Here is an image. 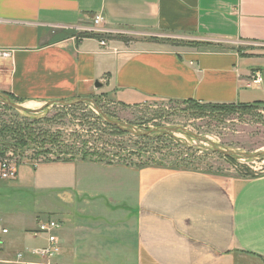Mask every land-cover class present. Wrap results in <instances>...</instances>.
Instances as JSON below:
<instances>
[{
    "label": "crops",
    "instance_id": "obj_1",
    "mask_svg": "<svg viewBox=\"0 0 264 264\" xmlns=\"http://www.w3.org/2000/svg\"><path fill=\"white\" fill-rule=\"evenodd\" d=\"M96 15L104 29L141 38L81 37ZM171 38L214 46L163 41ZM0 94L31 109L79 98L264 102V0H0ZM32 166L52 175L26 182L18 167L17 186L86 203L79 219L59 216L61 252L52 264H264V174L93 161ZM3 217V254L15 257L21 242L23 251L46 245L32 235L42 219Z\"/></svg>",
    "mask_w": 264,
    "mask_h": 264
},
{
    "label": "rangeland",
    "instance_id": "obj_2",
    "mask_svg": "<svg viewBox=\"0 0 264 264\" xmlns=\"http://www.w3.org/2000/svg\"><path fill=\"white\" fill-rule=\"evenodd\" d=\"M103 35H110L109 39L123 37L122 39L126 42L141 38L137 34L128 32ZM167 40L163 39V41ZM169 40L209 44V42L176 38ZM94 101L114 120L132 125L141 132L182 127L225 149L243 152L264 150V105L250 109H243L237 105L223 110L206 108L194 103L163 100H151L137 106H125L102 99H94ZM33 121H40V123L32 124ZM104 123L102 118L99 119L94 108L88 104L72 107L56 105L39 114H25L14 109L10 110L1 103L0 130L7 125L11 127L9 130H12L9 133H14L10 134L6 140L15 142L13 135L17 137L18 133H26L28 139L32 138V142L23 148L26 150L25 153L20 154L16 148L10 147L5 156L0 159L9 158L16 162L19 167L18 172L26 182L35 179L44 180L45 176L50 177L52 174L49 170L32 166L43 163L45 160L42 156H35V145L40 144L43 137L41 133H43L46 136L48 134L58 136L61 143L71 149L80 148L84 141L87 143L86 151L89 149V151L103 154L104 159L112 163L141 165L150 160V165L161 163L185 170H202L227 176L245 175L252 178L264 174V160L233 162L212 151L209 144L201 143L180 133L162 137L154 135L145 139L129 133L121 134ZM37 134L40 139L35 143L33 140ZM47 146H49L48 143ZM31 187L33 186L19 187L13 180L0 179V214L22 222L27 218L42 220L53 218L60 221L59 216L62 217L65 213H70L75 219L80 218L78 212L83 210L85 202L77 201L73 205H68L54 192L41 193L34 190L35 187ZM36 242L38 241L29 239L26 245L36 246ZM21 244L24 246L21 242L13 248L15 251L20 249L24 253L26 251H23ZM14 253L12 251L2 254L0 260H14Z\"/></svg>",
    "mask_w": 264,
    "mask_h": 264
},
{
    "label": "trees",
    "instance_id": "obj_3",
    "mask_svg": "<svg viewBox=\"0 0 264 264\" xmlns=\"http://www.w3.org/2000/svg\"><path fill=\"white\" fill-rule=\"evenodd\" d=\"M81 37H84V38H95V39H98V40H104V39H109L111 38L110 35L106 36V35H103V34H98V33H84L81 35ZM118 38H123V37H118ZM125 40V39H124ZM166 42H170L172 45H179V46H188V47H196V48H200V47H203V48H212L214 45L209 43V44H201V43H185V42H174V41H170L169 39L166 41ZM12 99L14 102H17V103H20L22 101H18V100H15L13 98H10ZM187 103H194V104H198V105H201L203 107H206V108H220V109H223V110H226L228 108H232V107H235V106H239L243 109H250L251 107H258V106H261V105H264V102H256V103H253V104H244V103H238V104H235V103H229V104H226V103H206V102H200V101H186ZM186 102H183V103H186ZM1 105V103H0ZM6 108L10 109V110H13L12 108L4 105ZM100 119V117H99ZM40 121H33L32 124H39ZM106 124V123H104ZM106 126L112 128V129H116L118 130L121 134H124L125 132L123 131H120L119 129L115 128V127H111L109 125L106 124ZM11 129V127L5 125V127L3 126L2 129L0 130V157H3L5 156V153L6 151L11 147H14L16 148L20 154H23L25 153V147H27L29 145V142H32L31 139H28L27 138V134L24 133V134H16L17 137H15V135L12 136L13 139H16L14 140L15 142L13 141H9V140H6L7 137L10 135V134H14V133H9V132H12V130H9ZM41 135L43 136L42 139L40 140V144L39 145H35V149H36V153H35V156H38V157H44V162L43 163H51V162H72V161H93V162H103V163H108V164H112V162H109L108 160H105L104 157H103V154H99L97 152H93V151H89V149H87L88 151H86V146H87V143H85L84 141L81 143V146L80 148H72L69 147V146H64L62 143H61V140L58 139V136L56 135H49L46 136L45 134L41 133ZM46 136V137H45ZM35 138V137H34ZM47 138V139H45ZM145 139H149L150 137H143ZM37 139V140H36ZM40 139V136L37 134V137L35 138V140H33V142H38V140ZM48 140V141H47ZM47 143L49 146H47ZM77 149V150H76ZM93 152V153H92ZM96 157V158H95ZM229 159V158H227ZM233 162H236L235 160H232V159H229ZM150 160H148V163H143L141 165H137V166H151L150 163H149ZM128 165V164H127ZM129 165H136V164H129ZM155 165V164H153ZM166 166V165H163L161 163H158L156 164V166ZM170 168H176V169H181V168H177V167H174V166H168Z\"/></svg>",
    "mask_w": 264,
    "mask_h": 264
},
{
    "label": "built area",
    "instance_id": "obj_4",
    "mask_svg": "<svg viewBox=\"0 0 264 264\" xmlns=\"http://www.w3.org/2000/svg\"><path fill=\"white\" fill-rule=\"evenodd\" d=\"M104 17L102 15L94 16L92 20L91 27L81 28L84 33H98V34H109V33H116L117 31H112L108 29H104L102 27L104 23ZM102 45H105V42L102 41ZM254 84H260L262 82V77L260 74H256L254 78ZM17 170L18 166L16 162L12 159H0V179L1 180H15L17 177ZM61 223L53 218L48 220H38L37 221V228L33 231L32 235L34 238H41L45 237L46 245L33 248L27 250L26 252H20L15 255L14 260L9 261H2L0 260V264H52L55 258L61 252V245L58 237V232L61 230ZM10 234V230L7 227V223L5 218L0 214V255L3 254L5 245H6V238ZM28 258L33 260H40L37 261H29Z\"/></svg>",
    "mask_w": 264,
    "mask_h": 264
},
{
    "label": "water",
    "instance_id": "obj_5",
    "mask_svg": "<svg viewBox=\"0 0 264 264\" xmlns=\"http://www.w3.org/2000/svg\"><path fill=\"white\" fill-rule=\"evenodd\" d=\"M97 87H101V85L97 82ZM0 103L14 109L17 111H20L25 114H39L41 112H44L45 110L50 109L51 107H54L56 105L59 106H65V107H72L77 106L80 104H88L94 108V110L97 112L98 116L104 120V122L111 126L119 129L120 131H123L125 133H129L131 135H134L135 137H153L154 135H157L159 137L162 136H174L176 133L183 134L187 137H190L192 139H195L201 143L209 144L211 146V150L215 153H219L229 159L235 160V161H255V160H264V150L263 151H255V152H243L238 150H232V149H225L220 146H218L216 143L201 137L199 135L194 134L191 131H188L185 128L182 127H174V128H164V129H155V130H148L145 132H141L136 127L123 123L121 121L114 120L112 117L107 115L102 111V109L97 105L96 101L91 98H79L75 100H68V101H53L48 102L42 107L38 109H31L23 104L14 102L10 97L7 95L0 94Z\"/></svg>",
    "mask_w": 264,
    "mask_h": 264
},
{
    "label": "bare ground",
    "instance_id": "obj_6",
    "mask_svg": "<svg viewBox=\"0 0 264 264\" xmlns=\"http://www.w3.org/2000/svg\"><path fill=\"white\" fill-rule=\"evenodd\" d=\"M30 108V106H28Z\"/></svg>",
    "mask_w": 264,
    "mask_h": 264
}]
</instances>
